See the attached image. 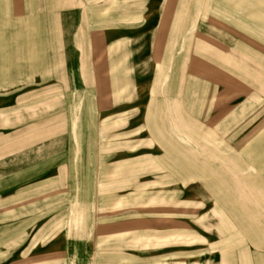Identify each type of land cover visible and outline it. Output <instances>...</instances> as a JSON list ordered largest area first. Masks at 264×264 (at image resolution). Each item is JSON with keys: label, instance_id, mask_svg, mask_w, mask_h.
Instances as JSON below:
<instances>
[{"label": "rangeland", "instance_id": "374dc122", "mask_svg": "<svg viewBox=\"0 0 264 264\" xmlns=\"http://www.w3.org/2000/svg\"><path fill=\"white\" fill-rule=\"evenodd\" d=\"M181 1L0 0V264H264V0Z\"/></svg>", "mask_w": 264, "mask_h": 264}, {"label": "crops", "instance_id": "0c3cea01", "mask_svg": "<svg viewBox=\"0 0 264 264\" xmlns=\"http://www.w3.org/2000/svg\"><path fill=\"white\" fill-rule=\"evenodd\" d=\"M168 11V10H167ZM165 12L164 16L160 18V24L157 26L158 36L162 33L167 32V39L164 42L163 48H167L168 51L175 52V50L182 52V59L189 56V41H190V28H191V3L190 0H182L177 8H173L169 12ZM13 16V15H11ZM168 18H170L168 20ZM167 22V23H166ZM39 32L44 34L48 33L47 26H40ZM159 49L161 43L157 44ZM181 55V54H179ZM184 62H181V64ZM185 64V63H184ZM180 66V64H179ZM160 67V68H159ZM158 69L162 67L159 65ZM184 75V74H183ZM155 76H160L159 73ZM63 253L62 251L55 250L52 254H43L38 257L39 264H63L62 263ZM13 264H20L14 262Z\"/></svg>", "mask_w": 264, "mask_h": 264}]
</instances>
